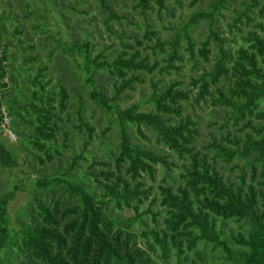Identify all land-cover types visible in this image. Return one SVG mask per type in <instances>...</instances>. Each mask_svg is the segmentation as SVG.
<instances>
[{
	"label": "trees",
	"instance_id": "16d2710c",
	"mask_svg": "<svg viewBox=\"0 0 264 264\" xmlns=\"http://www.w3.org/2000/svg\"><path fill=\"white\" fill-rule=\"evenodd\" d=\"M168 1L133 0V10L149 22L151 13L169 10ZM235 1L211 0L207 10L191 16L169 39L148 23L142 39L134 35L128 44L122 42L111 60L93 56L89 42L60 44L66 57L82 59L80 78L91 88L89 107L82 87H74L75 96H70L66 72L57 87H50L47 66L41 63L28 77L27 92H17L19 71L26 73L25 66L40 57H23L22 68L15 67L11 40L21 31L17 27L10 35L0 19V166L18 167L1 139L5 113L17 141L23 139L35 150L33 160L41 166L61 162L60 140L69 142L74 131L87 136L86 145L97 141L96 110L118 129L117 143L103 157L88 161L75 153L66 173L36 180L44 199L34 198L36 211L28 212L13 234L8 207L15 193L0 197V264H15L9 258L13 250L23 254L16 264H156L159 254L167 264L172 254L181 262L192 254L204 263L210 255L225 264H264V0L243 2L244 11H235L228 27L231 34H241V45L233 48L235 39L225 36L219 19ZM95 2L110 19H120L112 0ZM198 2L191 0L190 6ZM255 9L258 22L252 17ZM202 23L207 30L198 38L206 37L198 46L193 31ZM253 23L247 34L238 25L249 28ZM212 46L214 64L190 74L188 83L181 77L151 80L150 109L122 105L124 96L146 83V75L180 76L186 56L194 63L190 72L198 69L197 56L209 63ZM208 102L231 110L229 120L242 127L199 150V123L186 105ZM174 155L183 162L182 171L171 184H160L150 200L148 180L155 182L159 166L170 170ZM81 162L86 167L79 169ZM233 169L238 175L232 176Z\"/></svg>",
	"mask_w": 264,
	"mask_h": 264
},
{
	"label": "rangeland",
	"instance_id": "374dc122",
	"mask_svg": "<svg viewBox=\"0 0 264 264\" xmlns=\"http://www.w3.org/2000/svg\"><path fill=\"white\" fill-rule=\"evenodd\" d=\"M113 11L120 17L117 19H110V15L105 14L102 8L95 0H44V4L38 0H0V19L7 26L10 35H15L16 28L18 27L21 34L12 38L11 42L13 47L12 51L15 52V67L22 68L21 58L23 57H40L34 63H28L25 66L26 73L19 71L18 85L16 91H25L28 89V77H32L41 63L42 66H47V80L51 81L50 87H57L60 80L64 78L63 73L66 72L65 85L71 97L75 96L73 92L74 87H82L81 95L90 105L88 101V92L91 90L86 83L81 80L80 64L82 59L79 58L78 62L66 57L59 49L60 44L71 43L73 41L89 42L92 44L93 56L97 54H104L109 57V60L114 56L117 51L122 49V42L128 44L131 36L139 35L138 38L142 39L145 26L150 23L154 26L155 30L160 32L162 38H171L177 31L187 23L188 19L195 13L208 9L211 0H199V2L191 7V0H179L180 3L174 0L168 1L169 10L162 11L160 15L151 13L149 22L145 20L138 11L133 10V0H112ZM249 4L251 0H236L230 6L229 12H224L225 16L219 19V26L225 32L227 38L235 39V42H230L231 46L235 48L241 45V39L238 32L235 30L230 33L229 24L234 22L236 17L235 11H244L242 3ZM255 22L259 21L258 9L253 10ZM123 17V18H122ZM17 19V20H16ZM246 23V20L244 19ZM242 29L243 34H247L249 30L253 29L254 23L246 28L238 24ZM141 30L138 32L137 27ZM41 29V30H40ZM207 25L202 23L198 28L193 31L194 36L197 38L198 46L206 36L198 38L200 34L206 33ZM32 46V50L27 46V41ZM21 42L25 43L23 48L20 47ZM215 48L212 46V54L210 55V62L205 63L199 56L198 69L190 72L194 67L193 61L190 56H186L188 61L185 68L182 70L180 76L173 74L171 76H161L160 74L146 75V83L137 86L135 92L130 93L129 96H124L122 105L128 106L133 103L140 104L143 110L150 109L146 100L151 93V80H164L168 82L171 79L179 78L185 82H189L188 76L190 74L197 75L202 73L204 68L210 69L214 64ZM34 68L33 71L27 68ZM105 78L109 75L105 74ZM110 87L112 82H109ZM14 84L11 85V89ZM264 107V103L261 104ZM186 112L191 114L199 123L200 136L196 142L199 150L204 146L211 143L214 139L221 142L223 137L228 133L235 134L237 129L242 127L235 125L230 121L231 110L213 106L210 102L186 105ZM94 125L96 128L97 141H90L86 145L87 136L80 137L76 131L70 135V141L60 140L62 146L63 156L59 157L61 162L57 160L52 163H47L45 166L39 165L33 160L35 150L25 141H17L15 134H9L3 131L1 139L8 146L11 152L16 157L18 167L9 169L0 166V197L14 191L15 196L8 207V213L11 222V234L18 230L22 223L27 221L26 214L31 210L36 211V206H33L34 198L37 196L39 199H44V195L37 191L35 182L43 175L47 177H55L56 175L64 174L67 172L68 161L74 157V154L85 155L90 161L93 157H103L110 148L111 144H116L118 141V129L116 124H111L103 112L96 110L94 116ZM73 129V126H69ZM72 133V132H71ZM135 136L138 137L137 134ZM138 140H142L139 139ZM154 144V139L152 140ZM161 148V147H159ZM167 151V150H166ZM174 166L170 170L159 166L156 180L154 183L148 180V185L153 186V197L157 196L158 186L160 184H171L172 177H177L182 171L183 162L174 155L170 159ZM86 167L84 162L80 163L79 169ZM233 165H230L232 168ZM59 171V174H57ZM78 172V171H77ZM238 175V170L233 169L232 176ZM19 187V188H17ZM58 197V196H57ZM149 200V202H150ZM152 223L151 219L149 220ZM237 230L235 226L233 230ZM207 253V252H206ZM23 255V254H22ZM22 255H17L14 250L9 257L13 263L16 264L17 259L22 261ZM160 257H155L156 264H167L162 254ZM28 264V262H26ZM168 264H225L221 261H216L210 255L206 256V262L201 261L196 255H190L188 262H181L173 254L170 256Z\"/></svg>",
	"mask_w": 264,
	"mask_h": 264
},
{
	"label": "built area",
	"instance_id": "2783aa9c",
	"mask_svg": "<svg viewBox=\"0 0 264 264\" xmlns=\"http://www.w3.org/2000/svg\"><path fill=\"white\" fill-rule=\"evenodd\" d=\"M3 52H4V46H3V43L0 39V57L3 55ZM2 127L9 134H11L13 132V130L10 128V117L7 115V113H5V122H4V124H2Z\"/></svg>",
	"mask_w": 264,
	"mask_h": 264
}]
</instances>
